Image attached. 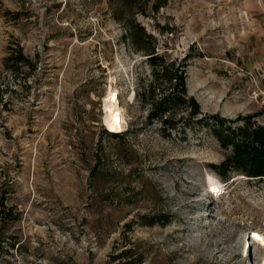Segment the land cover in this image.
I'll return each instance as SVG.
<instances>
[{
	"label": "rangeland",
	"instance_id": "374dc122",
	"mask_svg": "<svg viewBox=\"0 0 264 264\" xmlns=\"http://www.w3.org/2000/svg\"><path fill=\"white\" fill-rule=\"evenodd\" d=\"M138 20L185 61L203 113L264 124V0H170ZM121 34L106 0H0V203L13 218H0V264H264V187L221 181L208 165L228 151L204 129L164 138L147 123L134 92L149 69ZM16 44L36 64L25 80L3 65ZM109 89L118 139L103 133ZM156 216L168 222L140 224Z\"/></svg>",
	"mask_w": 264,
	"mask_h": 264
},
{
	"label": "trees",
	"instance_id": "16d2710c",
	"mask_svg": "<svg viewBox=\"0 0 264 264\" xmlns=\"http://www.w3.org/2000/svg\"><path fill=\"white\" fill-rule=\"evenodd\" d=\"M169 1L106 0L111 19L122 27V41L146 57L144 62L149 69V80L137 85L134 99L146 109L147 123L158 125L161 137H170L174 131L185 134L196 127L207 131L222 150L228 151L221 162L208 165L221 181L242 177L264 187V124L256 120V115L226 119L219 114L203 113L197 100L188 93L185 61L178 63L160 54L156 38L147 33L139 22V16L153 17ZM3 65L14 78L22 74L23 80L36 70L34 60L24 54L19 44L7 47ZM8 88V85L0 88V106H6L4 95ZM103 133L113 139L120 137L114 133ZM0 205L3 212L0 218L11 221L10 209L3 201ZM140 219L142 226H163L168 222L164 216ZM128 256L124 252L117 259H128Z\"/></svg>",
	"mask_w": 264,
	"mask_h": 264
},
{
	"label": "bare ground",
	"instance_id": "6f19581e",
	"mask_svg": "<svg viewBox=\"0 0 264 264\" xmlns=\"http://www.w3.org/2000/svg\"><path fill=\"white\" fill-rule=\"evenodd\" d=\"M116 95H117L116 91L109 89L104 103L105 115H104L103 123L109 132H120L122 129L121 126L122 117ZM208 189L209 191L215 193L222 191L220 185L218 183L213 182L210 179L208 181Z\"/></svg>",
	"mask_w": 264,
	"mask_h": 264
},
{
	"label": "built area",
	"instance_id": "2783aa9c",
	"mask_svg": "<svg viewBox=\"0 0 264 264\" xmlns=\"http://www.w3.org/2000/svg\"><path fill=\"white\" fill-rule=\"evenodd\" d=\"M262 96H263V97H262V99H261V101H260V105H261L262 107H264V93H263Z\"/></svg>",
	"mask_w": 264,
	"mask_h": 264
},
{
	"label": "water",
	"instance_id": "95a60500",
	"mask_svg": "<svg viewBox=\"0 0 264 264\" xmlns=\"http://www.w3.org/2000/svg\"><path fill=\"white\" fill-rule=\"evenodd\" d=\"M146 57H144V59H145ZM250 234H252V233H250ZM250 236V235H249ZM249 238V237H248Z\"/></svg>",
	"mask_w": 264,
	"mask_h": 264
}]
</instances>
